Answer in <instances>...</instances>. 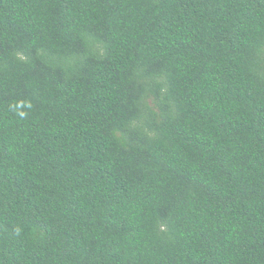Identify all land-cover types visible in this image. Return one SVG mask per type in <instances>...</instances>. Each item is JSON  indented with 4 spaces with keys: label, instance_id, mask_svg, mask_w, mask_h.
I'll use <instances>...</instances> for the list:
<instances>
[{
    "label": "trees",
    "instance_id": "1",
    "mask_svg": "<svg viewBox=\"0 0 264 264\" xmlns=\"http://www.w3.org/2000/svg\"><path fill=\"white\" fill-rule=\"evenodd\" d=\"M0 264H264V0H0Z\"/></svg>",
    "mask_w": 264,
    "mask_h": 264
}]
</instances>
